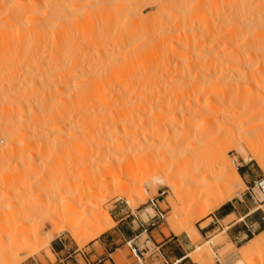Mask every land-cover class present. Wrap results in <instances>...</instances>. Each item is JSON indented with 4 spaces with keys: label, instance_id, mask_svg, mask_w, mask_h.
<instances>
[{
    "label": "bare ground",
    "instance_id": "1",
    "mask_svg": "<svg viewBox=\"0 0 264 264\" xmlns=\"http://www.w3.org/2000/svg\"><path fill=\"white\" fill-rule=\"evenodd\" d=\"M151 1H153L151 4L158 5V13H161V17L155 13L159 17L157 18L159 24L154 23L158 26L153 24L155 27L151 26L150 16L148 24L150 26H145L144 21L147 22L145 18L148 14L143 17L138 6L141 0H0V54L5 56L11 54L9 59L15 57L17 61L21 57L26 59L28 57L26 55H34L33 59L28 57L26 59L28 62L22 63L23 66L15 59L12 60L18 67L9 61H3L2 64L1 60H5L7 56L0 55V102L3 104L0 106V124L3 125H0L3 127L0 132L4 130L0 135L6 136V139L4 138L6 143H3L5 142L3 139L0 144L4 145L0 148L2 151L15 150L13 152L17 154L34 143L26 135L30 133L28 123L33 125L35 121V126H38L47 117L48 122L45 120L44 124L50 121L51 129L52 127L71 129L72 119H75L76 115H81L87 121L83 122V127L78 126L80 129L74 130L73 136L79 135L82 140L83 135L88 136L90 132L92 133L94 125L97 131L94 130L96 135L91 137H98L95 138L96 142H92V146L89 144L92 138L90 140L87 138L90 141H87V145L96 150L92 159L98 167L93 173L85 175L89 185L86 184L87 189H84L83 196L95 193L96 182L102 179L109 182L106 185L108 189L119 186L121 182H127V177L119 179L118 174L123 170L134 171L138 164L135 146L142 143L143 148L139 149V152L145 149L143 151H147V154L152 155L154 152L164 154L155 164L156 168L161 170L156 181L162 182L174 177L177 180L172 182V186L176 191H180L177 188L180 181L182 182L181 178L191 180L179 202L184 196L190 195L188 211L192 213L200 207L204 198L232 196L233 184L241 182L240 175L231 166L227 156L228 142L237 140L253 150V159L264 169V0ZM211 19L213 22L215 19V22H212L214 25L210 22ZM122 20L130 24L138 21L141 25H137L140 27L133 25L135 29L130 27L123 30V33H118V30L120 32L121 30L117 29L116 23L121 21L120 26L123 24ZM154 20L153 22H157ZM81 34H84L83 37ZM57 37L61 41L65 40L67 52L68 50L74 52L77 46L74 47L75 40L79 39L77 37L82 38V41L79 40L82 44H78L76 48L86 52L84 50L86 47L89 57L86 53L76 51L77 55L71 54L76 55L74 59H77L78 54L85 55L82 57L87 59L82 60L81 57L79 59L83 61L81 65L77 64L76 60L72 64V56L69 59L70 53L65 52L67 54L64 56L68 55L69 60L63 57L64 63L70 61V66L65 68L66 70L63 67L62 71L60 68L54 66L53 68L52 60L55 58L53 53L60 58L59 50L65 46L63 44L61 49L57 46L62 45L61 41L58 43ZM105 40L106 45L109 44L108 49L103 43ZM66 47L61 52L65 51ZM12 54L21 55L18 57ZM157 59L158 61L160 59L161 71L175 73V77H171L174 81L170 82L180 84L174 83L175 85L170 88V82L163 81L164 84L160 85L158 81L152 82L147 76V81L145 80L141 86L142 94L138 90L140 84H137L147 72L143 73L146 70L141 69L150 67L152 72L151 67L155 68ZM58 60L63 62L61 58L54 59V62H60ZM68 63L64 66L69 65ZM52 70L58 71L54 72L59 74L58 78L65 72L63 79H53ZM139 70L142 71V76L138 73ZM193 70L196 71L191 75ZM135 73L140 75L139 79L136 76L133 78ZM189 77L193 78L192 82L191 78L189 80L191 83L186 80ZM134 79L138 83L135 84ZM184 80L189 83L190 88L182 83ZM161 88L164 92H161ZM153 90L157 92L155 96ZM148 91L152 93L151 97L149 95L150 98ZM149 102L163 106L156 110L141 106ZM204 113L209 115L202 117L201 114ZM157 118L164 120V123L159 126L154 124ZM148 120H152L151 124H144ZM74 122L72 128L76 126ZM175 124L177 126L173 127ZM47 126L44 128H48ZM37 131H34L33 135H36ZM72 134L69 136L72 137ZM138 135L140 136L137 138ZM150 136L153 138L148 141ZM61 138L63 142L64 138ZM53 140L51 141L55 143V139ZM217 141L221 144L214 147ZM63 143L67 145V142ZM82 143L76 144L79 146L77 149L83 146L79 153L87 149ZM55 144L52 147L58 146V143ZM48 148L51 153V147ZM42 149V145H39L34 150V155H38ZM5 159L3 155L0 156V161ZM65 184H68L67 181L62 184L65 191L62 186L59 187L66 195L61 191L59 194H62V197L69 194V198L66 197L65 200L60 198L62 202L59 200L60 188L57 189V193L54 190L55 192H50L52 195L49 194L52 197H49L50 199H58L60 206L64 207L62 203L66 200L69 203L72 200L73 203L75 196ZM225 197L219 198V204L224 203ZM56 199L52 201L54 204ZM52 202L50 201L49 206L53 205ZM145 202V199L140 201L136 207ZM59 204L57 202L56 205ZM210 207L211 204H206L203 215ZM99 211L98 206L92 209L95 215ZM72 222L61 224V231L69 230L71 235L76 237ZM38 236V232L26 234L22 238V243L38 241ZM51 241L49 238L47 244L50 245ZM249 243L248 249L238 252L239 260L236 264H264V256L253 255L255 251L264 247V234ZM227 244L230 248L233 247L231 242ZM203 249L205 250L204 246L202 249L196 247L194 252L202 253ZM194 252H189L187 257H193Z\"/></svg>",
    "mask_w": 264,
    "mask_h": 264
},
{
    "label": "rangeland",
    "instance_id": "2",
    "mask_svg": "<svg viewBox=\"0 0 264 264\" xmlns=\"http://www.w3.org/2000/svg\"><path fill=\"white\" fill-rule=\"evenodd\" d=\"M142 1L143 0H141L142 4L139 2L138 6H139V9H140L143 17H146L144 15L148 14L147 18H145V20L148 23L144 21L145 26L146 25L148 26L150 17H151L150 19L152 22L151 26L152 27L158 26L157 24L156 25L154 24V23L159 24V20L157 19V18H159L158 14L161 17V13H158V11H159L158 5H156L155 3L151 4V3H153V1H151V0H144L146 2H144V1L142 2ZM147 2H149V3H147ZM62 3H63V1H62ZM156 10H157V12H156ZM155 13H158V14H155ZM154 19L157 20V22H153ZM213 20L215 22V19H213ZM136 22H137V24H136ZM210 22L211 23L213 22L212 19L210 20ZM119 23H121V21L116 23L117 25L114 24L117 26V29L121 30V32L118 30V33H123L124 32L123 30H125L126 28L129 29L130 27H132V29H133L134 28L133 25H136V26L138 24L141 25L140 24L141 22L138 23V21L131 23L132 26H130L131 25L130 23H125L123 20H122L123 24H121L119 26ZM153 24L155 26H153ZM124 25H126L125 28H124ZM127 25H128V27H127ZM121 26H122V28H121ZM137 27H140V26H137ZM136 29H138V28H136ZM75 31L76 30H74L73 32L75 33ZM80 31L81 30H79V32ZM137 31L140 32V30H137ZM78 35L80 36V34H78ZM83 35H82V37H83ZM73 37L76 38L75 35ZM77 38H79V39L75 40L76 43L74 44V47L77 45L76 47L78 48V46L82 44V43L81 44L79 43L80 41H82V38H80V37H77ZM57 39H59V38L57 37ZM60 41L61 40L59 39L58 43H60ZM105 42H106V40L103 41V43H105ZM56 43H57V41H56ZM64 43H65V40L63 41V39H62V41L60 43L62 45H57V46H60L59 48L61 49V46L63 47L65 45ZM103 46H104V44H103ZM105 46H107V49H108L109 44L106 45V43H105ZM64 47H66V45ZM76 47H75L76 50L74 52L73 51L71 52L70 50H68V52L70 53L69 56L67 55L69 57V59H70V56H72L74 54L77 55L76 51H79V49L77 50ZM85 48L86 47H84V50L86 52L79 51V53H81V52L83 54L86 53V56H87L88 51ZM62 49H61V51H62ZM64 50L65 51H63V52H61L59 50V52L61 53V56H60V54H59V56L62 60L64 59L63 57H67L66 55L64 56V54L68 53L66 51L67 47ZM65 52H67V53H65ZM89 53H90V51H89ZM83 54H81V56H79L80 54H78L77 59H74L76 57V55L72 56L71 63L73 64L76 60V63L81 65L83 63V61H81L79 59H81L82 56L85 57V55H83ZM2 55H1V57H2ZM9 55H11V54H9ZM9 55H6L7 57L5 56V54L3 55V57H6L7 59L5 58V60L4 59L1 60L2 64H3V61L4 62L9 61L13 65L16 62H18V64L20 66H23L25 63L28 62V61L26 62V59L28 57H30L28 59L34 58V55H32V54L26 55V56H28L26 59H24L22 57H21L22 59L18 58V61L16 60L17 58L15 59V57H13L12 60L15 59V61H16V62L15 61L13 62L12 60H10L11 57H9ZM12 55L13 56L16 55L19 57L21 54H12ZM26 56H23V57H26ZM53 57H55L54 59H60L56 53H53ZM68 57L65 60H67ZM83 57H82V60H86L87 57H89V56H87L85 59ZM54 59L52 60V62H53L52 67L54 66L55 68H58V69L60 68V70L63 69V67H64V69L65 68L67 69L71 64L70 61H68L69 63L66 61V63H68L69 65H67L65 67L64 66L66 64V63H64L65 60H63V62L61 60H58L60 62H56V61L54 62ZM23 61H25V62H23ZM155 61L157 62V64L161 63L160 59H159V61H158V59ZM61 62L64 64H62ZM22 63H24V64H22ZM55 64H56V66H55ZM157 64L155 65V68L151 67L153 74L150 70V67H147V68L149 69V71L151 73L148 72V69H145V68L141 69L142 71L146 70V71H143V73H145V72L149 73V74L145 73V74H147L146 76H144L145 74L143 75L142 71L141 72H140V70L138 71V73H140V75L141 76L143 75L142 77H144V78H142L143 80L141 79V81L138 78V77H140V75H138V73H135L136 75L134 74L133 78H135V76H136L137 79H139V83L136 79H134L135 84L136 83H138L137 85L140 84L139 85L140 87H138L139 88L138 90H140L139 92H141V93L143 92V90H142L143 88L141 89V86L144 85L143 83L145 82V80L147 81L148 78L152 79L151 80L152 82L157 83V81H158V84L160 83V85H161V83L164 84L163 81H165V83L166 82L168 83L170 81H172V82L174 81L171 79V77H175V73L173 71H172L173 74L171 73V71H170V74H169V72L166 73L165 71H164L165 72L164 73L163 71H161V69H159V68H161V64H159V65H157ZM17 65L15 64V66H17ZM157 69H159V70H157ZM154 71L156 73H154ZM195 71L196 70H193L191 75H193L194 74L193 72H195ZM52 72L54 74L53 79H55V80H57L59 78L63 79V77H64L63 74H65V72H63V73L60 72V74L62 73L63 76L60 75L61 77L59 76V78H58L59 74L57 73L58 74L57 75L56 73H54V72H58V71L52 70ZM147 76H148V78H146ZM151 76L152 77L155 76V78L154 77L152 78ZM167 78H168V80H166ZM190 78L191 77H189V79L186 78L187 82H189V83H191L193 81L194 77L191 78L192 80H190ZM186 80H184L185 82L183 81L182 83H184L185 86L187 85L188 86L187 88H190L188 85L189 83H187ZM172 82H170L171 83L170 88H172V86H174L175 84L176 85L180 84L177 82L176 83L174 82L175 84L174 83L172 84ZM169 86H168V89H169ZM171 90L172 89H169V91H171ZM154 91H156V90L152 91L154 93L153 95L155 96V94L157 92H154ZM161 92H164V90L162 89ZM147 93H148V97H149V95L151 97L152 93L150 94L149 91ZM147 93L145 92V94H147ZM2 105L3 104L1 103L0 106L2 107ZM141 106H145L146 109L151 108L152 110L153 109L156 110L163 105L157 104L156 102H149V103L144 104V105L142 104ZM1 107H0V112H1ZM201 115H202V117H204L205 115H209V114L204 113ZM213 116H214V114H213ZM46 118H44V119L47 120ZM0 119H1V117H0ZM45 120H44V122L46 123ZM42 121L43 120L41 119V123H42ZM73 121H75L74 123L76 124V126L74 125L75 128L74 127L72 128ZM84 121H87V119L84 120L81 115L80 116L76 115L75 119H72V124L70 127L71 129H69V127H64L62 129H57V128L52 127V129H54L55 131H53L49 127L50 121L46 125L43 122L42 124H40L38 126L37 125L35 126V121H34L33 125H32V123H28L29 124V130H30V131L29 130L28 131L30 133L26 134L29 137V139L33 140V142H34L30 145L31 147L28 146L26 148V150H20V151L17 150L18 155L16 153H14L15 150H11V151L10 150H3L2 151V148H0V156L3 155L4 158H6L5 161H0V264H48L47 261H49L50 264H53L55 262V259H54L53 254L51 253L50 245L47 244V241L49 240V238H51L52 241L60 239L62 242L66 243L68 246H70L72 248H78L79 250H84V248L87 247L89 244L96 242L102 234L108 232L109 230H111L112 228L117 226L114 223V221H116L120 218H123L125 216H128V215L130 217L126 218L121 223L126 228H129V226L130 227L134 226V228H137V226H139V224H143L144 228H142V229H148V231L152 230V229L155 230L154 235L156 236V239L159 241L161 240L160 235L169 236L170 234L171 235L174 234L175 236H177V238L181 239V241L184 244L185 250L191 251V252H194L196 247H200V249H202L204 246L205 250L206 249L207 250L205 251L203 249L204 250V252H202L203 254L201 252H194V254H193L194 258L193 257L189 258V261L193 264H215L218 260L221 262V264H236V262L239 260V258H238L239 253L238 252L248 249L250 247L249 241H253V240L257 239L258 237H260L264 234V230H261V229H259V227H257V225H254V226L250 227L253 230V233H254L253 235H250L248 238L238 242V244H236V245L232 244L233 247L230 248L229 245L227 244V243H229V241H228L226 235L224 233H221V231H225L226 226L231 221L237 220V218L233 217L232 219H230L228 221L224 220V221L219 222V223L216 222L214 220V218H212L214 212L220 206H222L223 204L228 203V202L235 203V201L239 198H242L244 201H246V204H247V201H250L251 206H249V208H251V209L253 207H260L261 206L260 209L262 210L261 212H263V215H264V194H261L259 192L258 188H254V182H260L261 180H264V169L258 165V163L255 161V159H253V152H254L253 150L248 149L243 144L239 143L237 140H233L234 143H233V141H232V143H230V142L227 143L228 145L226 146V149L229 150V151H227V156H228V159H229L231 166H233V168L237 171V173L239 172V170L245 169L247 171V173L245 174V178H241L240 183L233 184V186L231 188V192H233L234 194L232 196H228V197L223 196V197H225V201L223 204H219V202H220L219 198L222 199L223 197L217 196L218 198L217 197L204 198L200 204V207L192 213L190 211H188V204H190V202H191L190 195L184 196V198L179 202V198L181 197V195L183 193L186 192L187 187H189V185H190L189 182L191 180L181 178L182 182L179 180L180 181V183L178 182L179 188H177V189H180V191H176L175 187L172 186V182L174 183L177 180L174 177L173 178L171 177L170 179L162 181V182L156 181V177L159 175V172L161 170L156 168L155 164H157L159 162V160L162 158L161 155H164V154H163V152L160 154H157L155 152L152 155L147 154V151L146 152L143 151L145 149H142L141 152H139V149L143 148L142 143H137L135 146V150H137V156L138 157L136 159H137L138 164H137V167H135L134 171L130 172L129 170H123V172L118 174L119 179H123V178L127 179L128 178L127 182H125V183L121 182V184L119 186L112 187V188L108 189V188H106V185L109 182L102 179V180H100V182L99 181L96 182V185H97L96 186L97 187L96 192L92 193V195L88 194L89 196L84 195L85 196L84 197L82 194H83L84 189H87L85 186H86V184L89 185V183L86 181L87 177H85V175L93 173V170L96 171L95 168L98 167V164L94 163L93 159H92V157H95V154H93V153H95L96 150L93 147L91 148L89 145V144H91V146H92L93 145L92 142L93 143H94V141L96 142L97 139H95V138H98L95 136L93 138L91 137V135L92 136L96 135L95 133L97 130L94 129L95 126L92 125L93 131H92V133L90 132V134H88V136L87 135L84 136L82 134L84 137L82 139V140H84L83 143L81 142L82 140H80V137H78L79 135L73 136V134H72L75 129H80V127H78V126L83 127ZM90 121L92 122V120H90ZM154 121H155L154 124H156L157 126L162 125L164 123V120H162L160 118H157ZM47 122H48V120H47ZM151 122H152V120H148V121H145L144 124H146V123L151 124ZM84 124H86V122ZM1 126H3V125H1ZM1 126H0V129L3 128ZM45 126L50 128L49 129L50 131L48 130V128L45 129L44 128ZM176 126H177V124L173 125V127H176ZM34 129H36V130H34ZM72 129H73V131H72ZM91 130H89V131H91ZM94 130H96V131H94ZM34 131H37L36 135H33V133H35ZM2 132H4V130ZM2 132H0V133H2ZM70 133L72 134V137L69 136ZM86 133H84V134H86ZM66 134H67V136H66ZM32 136L35 138H33ZM139 136L140 135H138L137 138ZM2 137H3V135H0V142H2V140L4 138L6 139V136H4L3 138ZM31 137H32V139H31ZM61 137L64 138L63 142H67V145H69L71 149L69 148V146L65 145L62 142ZM46 138H47V140H46ZM67 138H68V140H67ZM87 138L89 140L92 138L91 143L88 144L89 147L87 145V141L88 142H90V141L87 140ZM150 138H153V137L150 136L148 138V141L150 140ZM53 139H55L56 144L58 143L57 144L58 146H55L56 144L53 143L54 142ZM69 139L70 140L72 139L71 142ZM85 139H86V142H85ZM51 140H53V142ZM58 140H61V141H58ZM220 141H217L216 144L214 143L213 146L217 147L218 145H220L221 144ZM222 142H223V140H222ZM3 143H6V140ZM78 143H82L83 145H85L87 147V149L84 150V152L81 151L79 153V150L83 146L80 147V149H77V147H79ZM53 144H55L54 146L57 149H60L62 147L61 146L62 144L65 146L62 147V150L61 149L59 150V151H62L59 153V151H57V149H54L55 147H52ZM76 144H78V145L76 146ZM0 145H2L0 147H3L4 144H0ZM39 145H42L43 149L40 153H38L39 156L34 155V152H35L34 150L36 148H38ZM47 147H51V150H50L51 153H49V151H48L50 148L47 149ZM65 147H66V149H65ZM67 148H68V150H67ZM63 149H64V151H63ZM158 149L159 148L156 146V150H158ZM43 151H45V152H43ZM240 151L243 154L240 153ZM30 153H31V156H30ZM86 153H87V155H86ZM26 155H29V156H26ZM32 155H34V156L32 157ZM24 156H26V157H24ZM88 156H89V158H88ZM30 157L33 159H31ZM49 157H51L52 159ZM43 159H45V160H43ZM144 162H147V163L145 164ZM17 178H18V180H17ZM88 178H89V175H88ZM37 179H39V180H37ZM68 179H69V181H68ZM178 179H180V178H178ZM58 181H59V183H58ZM60 181H62V183ZM63 181L64 182L67 181V183L69 185L65 184V185H67L66 188L68 187V189H70L69 191L72 193V195H75L73 197L74 201L77 200L76 202L73 201V203H72L71 199H69V200H71L70 203L68 200H66L67 202L65 201L64 203H62V205H65V207L60 206V204H59L60 201L61 202L63 201V200H60V198L61 199H64V198L66 199V197L69 198L68 197L69 194L66 197L61 196L62 194L64 195L66 193V192L64 193V191H65L64 187L65 186L62 185L64 183ZM69 182L71 184L73 182L74 183H73V185H71ZM44 186L47 188L45 189ZM55 186H57V188H55ZM59 186H62L64 191H61V187H59ZM126 188L128 190H126ZM47 189H48V191H47ZM57 189H59L58 194L60 193L59 191H61V193L63 192L62 194H59L60 197L58 195L60 201L55 198L57 200L56 204H57V202L59 204L58 206L56 204H54V202H52L55 199H53V200L50 199V198H52L50 196L52 195L54 190H56V193H57ZM66 191H67V189H66ZM50 192H52V193H50ZM73 193H75V194H73ZM49 194H51V195H49ZM71 198H72V196H71ZM82 198H83V200H82ZM80 199H81V201H80ZM144 199L146 200V202L143 205L136 207L137 204ZM50 201L53 204L51 206H49ZM150 201H152L155 206H153ZM206 204H211V207L203 215V211L205 210L204 208H205ZM43 205H46L45 206L46 208L42 207ZM66 205L68 208L66 207ZM70 205H73V207L69 208ZM74 206L75 207L77 206V207L75 208ZM96 206L100 207V211L97 215L93 214V212H92V209L95 208ZM241 206H244V203H241ZM50 207H52V208H50ZM72 208H74L73 209L74 211L72 210ZM243 211L246 212L247 210L241 209L240 210L241 215H243ZM152 212H154V214ZM73 215H74V217H72ZM238 217H240V216H238ZM94 220H96V222ZM132 220H136V222L131 223ZM69 221L70 222L73 221L72 222L73 224L71 223L72 225L71 224L70 225L72 226V228H74V231L77 233L76 237H73L69 230H62L61 231V224H63L64 222H69ZM249 221L250 220H245V222H247V224H249ZM239 222L240 223H238L237 226H242L243 222L242 221H239ZM137 223H138V225H137ZM249 226H250V224H249ZM218 227H220V230H218L216 232H212V230H215V229L217 230ZM137 230H139V229H137ZM33 232H38V234H39L38 241L26 243L27 245L23 244L22 238L26 234H29V235L33 234ZM119 236H120V234L117 232L116 234L113 233L112 237L111 236H109V237L111 239L113 238L114 241H117L119 239ZM16 240L18 242H16ZM147 240H148V237L146 236V234H143L135 242H137L138 244L141 245V243H143ZM122 244L123 243L119 242L118 247H121ZM125 245H126V243H125ZM94 247L97 250H100V246L98 245V243H96L94 245ZM227 251H229V252H227ZM3 252H4V254H3ZM141 252L144 253L145 251L141 250ZM253 255H256L258 257H260V255L264 256V247L260 248L258 251H255ZM137 256L139 258H142V255H140L139 253ZM137 256L132 253V250L129 251L127 246H125V247L121 248V250L116 251L115 254L112 255V258L114 259V261L117 264H137L138 263ZM145 257L147 258V256H145Z\"/></svg>",
    "mask_w": 264,
    "mask_h": 264
},
{
    "label": "crops",
    "instance_id": "3",
    "mask_svg": "<svg viewBox=\"0 0 264 264\" xmlns=\"http://www.w3.org/2000/svg\"><path fill=\"white\" fill-rule=\"evenodd\" d=\"M238 173L241 178H245L247 171L242 169L239 170ZM241 203H244V206H241ZM249 206H251L250 201H247L246 204V201L239 198L235 203L228 202L223 204L213 214L212 218L218 223L224 220L228 221L233 217L237 218V220L231 221L226 226L225 231H221L233 245L253 235V230L250 227L254 225L264 230V215L263 212H261V206L253 207L252 209L249 208ZM241 209H246L247 211H243V215H241ZM128 217L130 216L128 215L114 221L117 226L102 234L96 242L89 244L84 250L72 248L60 239L53 240L50 244V250L55 259L53 264H117L112 258V255L125 246H127L129 251L135 248L137 251L136 256L138 253L142 255V258L137 256V264H193L187 257V254L191 251L185 250L183 242L181 239L177 238V236L174 234H170L169 236L160 235L161 240L159 241L154 235L155 230L152 229L148 231V229H142L144 228L142 224H139L137 228H134V226H129V228L124 227L121 223ZM245 220H250V226ZM239 221L243 222L242 226H237L238 223H240ZM134 222H136V220L131 221V223ZM218 230H220V227H218L217 230H212V232ZM117 232L120 236L117 241H114V239H111L109 236L112 237V234H116ZM143 234H146L148 240L140 245L135 241ZM119 242L123 243L121 247H118ZM96 243L100 246V250L94 247ZM141 250L145 252L143 253ZM145 256H147V258ZM47 262L50 264L49 261ZM215 264H221V262L218 260Z\"/></svg>",
    "mask_w": 264,
    "mask_h": 264
},
{
    "label": "built area",
    "instance_id": "4",
    "mask_svg": "<svg viewBox=\"0 0 264 264\" xmlns=\"http://www.w3.org/2000/svg\"><path fill=\"white\" fill-rule=\"evenodd\" d=\"M254 188H258L259 192L261 194H264V180H261L260 182H254ZM150 202H151V204L153 206H155L152 201H150ZM142 226H143V224H142ZM131 250H132V253L134 255H136V253H137L136 249L134 248V249H131Z\"/></svg>",
    "mask_w": 264,
    "mask_h": 264
}]
</instances>
